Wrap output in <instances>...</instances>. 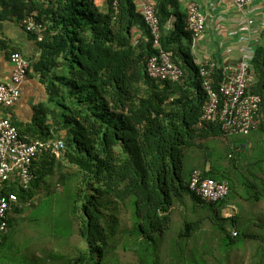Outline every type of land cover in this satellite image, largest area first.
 <instances>
[{
	"label": "trees",
	"instance_id": "obj_1",
	"mask_svg": "<svg viewBox=\"0 0 264 264\" xmlns=\"http://www.w3.org/2000/svg\"><path fill=\"white\" fill-rule=\"evenodd\" d=\"M107 2V11L102 12L95 0H0V21L11 17L23 23L33 17L41 27V55L31 69L46 86L49 105H41L34 123L43 128L51 121L47 128L49 132L56 128L57 133H34L42 141L65 143L60 158L48 154L34 163L37 181L33 186L39 188L46 176H53L55 169L60 171L63 201L85 249L72 260L53 256V264H120V236L127 233L122 219L128 213L132 219L128 234L137 247L133 251L139 264H157L162 242L157 244L156 234L168 229L172 210L185 197L209 210L213 225L226 232L227 240L233 237L229 243L236 242L241 233L231 236L225 224L231 222L237 228V218L221 214L226 200L207 203L189 189L196 169L204 177L231 184L228 168L219 167L215 158L209 169L196 165L186 171L184 166L186 154L191 155L193 149H208L203 140L228 139L230 135L218 124L196 128L208 96L201 66L192 54L193 35L185 30L182 16L174 12L178 1L148 3L155 5L160 20L162 49L172 53L173 62L183 71L179 82H158L149 77L147 64L159 50L136 0H117V7L113 0ZM177 15L180 20L172 29L171 21ZM255 51L252 68L257 82L252 92L262 98L256 130L264 133V32ZM222 74L221 68L216 71V84ZM5 190L16 193L19 199L7 218V234L15 218L11 213H21L35 193L12 181ZM203 223V219L186 222L174 239L177 262L182 250L179 241L201 231ZM73 231L56 232L68 239ZM243 237L259 239L247 234ZM33 259L36 264H46Z\"/></svg>",
	"mask_w": 264,
	"mask_h": 264
},
{
	"label": "rangeland",
	"instance_id": "obj_2",
	"mask_svg": "<svg viewBox=\"0 0 264 264\" xmlns=\"http://www.w3.org/2000/svg\"><path fill=\"white\" fill-rule=\"evenodd\" d=\"M202 143L208 149H193V159L186 154L185 170H193L196 165L209 169L214 158L219 161V167L223 165L228 168L232 189L227 204L236 206L241 212L237 216V228L228 222L225 229L231 236L236 230L241 235L236 242L229 243L233 237L227 240L226 232L213 225L208 219L210 211L202 209L190 197H185L172 210L168 229L163 234H156L157 244L162 242L156 257L157 264H263L264 133L256 130L249 136L235 135L228 139L216 137L203 140ZM236 146H246V149L237 151ZM229 156L234 159L231 160ZM59 172L55 169L54 175L46 176L39 188L32 187V192L35 193L32 205L28 201L21 213H11L15 218L11 221V229L0 243V264H36L33 261L36 257L46 264H53V256L62 255L73 259L78 255L79 249H85L84 241L78 235L76 224L73 227L71 213L67 211V204L63 201L65 193L59 183ZM225 212L227 211L223 210L221 213L224 218ZM201 219L204 220L202 230L190 239L179 241L182 250L181 259L177 262L173 251L174 239L186 222ZM131 227V214H124L122 229H126L127 233L120 236V249L117 251L120 264L140 263L139 256L133 251L137 247L128 234ZM69 228L71 231L74 228L70 238L57 236L56 231L64 234ZM244 234L255 235L259 239H244Z\"/></svg>",
	"mask_w": 264,
	"mask_h": 264
},
{
	"label": "built area",
	"instance_id": "obj_3",
	"mask_svg": "<svg viewBox=\"0 0 264 264\" xmlns=\"http://www.w3.org/2000/svg\"><path fill=\"white\" fill-rule=\"evenodd\" d=\"M113 1L117 7V0ZM255 3L264 4V0H234L236 9L245 15L240 30L247 31V34L239 38L240 61L235 66L223 68L222 80L216 84L215 74L220 69L216 61L206 60L198 63L201 66L203 88L208 96L201 120L196 125L199 130L206 125L218 124L225 134L247 136L260 125L262 98L252 92L257 82L252 61L259 45L256 38L263 33L264 23L260 29L254 27L251 17ZM140 12L151 31L154 45L159 50L147 64L149 77L158 82H179L183 77V71L173 62L172 53L164 51L161 47L160 20L155 5L144 4ZM23 26L33 33L41 30L33 17H28ZM206 28V15L200 5L189 3L186 7L185 30L193 35V49ZM10 63L11 78L8 83L0 84V240L8 231L7 218L13 206L18 203V196L15 193L6 192V184L12 181L21 188L28 189L36 179L34 162L46 153L60 158L65 149L63 141L27 142L11 119L4 115L5 111L12 109L20 101L22 86L30 72V62L19 52L11 54ZM190 189L207 203L223 201L230 192L227 183L204 178L200 171L193 173Z\"/></svg>",
	"mask_w": 264,
	"mask_h": 264
},
{
	"label": "crops",
	"instance_id": "obj_4",
	"mask_svg": "<svg viewBox=\"0 0 264 264\" xmlns=\"http://www.w3.org/2000/svg\"><path fill=\"white\" fill-rule=\"evenodd\" d=\"M177 1L178 9L174 10V12L179 13L184 22L186 18V7L191 2L199 4L206 15L207 28L192 51L195 62L198 64L206 60H213L218 63L219 68L222 70L226 67L235 66L241 59V44L239 38L240 36L246 35L247 31L242 32L240 30V24L245 18V15L236 9L234 0ZM95 2L102 12L107 11V0H95ZM148 2L149 0H136L138 10ZM253 9L254 12L252 13L251 20L254 22V27L260 29V26L264 23V4L255 3ZM2 12L3 8L0 4V13L2 14ZM179 20L178 15L176 17L174 16L170 28L174 29ZM261 35L256 38L258 43L260 42ZM40 42L39 35L26 31L22 23L17 19L8 17L0 21V84L8 83L11 78V53H22L32 64L41 55ZM48 98L46 86L41 83L39 76L31 69L28 79L22 86L21 100L8 112V115L18 128L21 129L23 133L21 134L28 142L40 140L37 134H35L36 131L39 132L42 130L43 133L49 132L47 126L52 124L51 121H47L46 126L43 128H40L37 123H34L41 105H49ZM49 133L52 136L56 135V128H52ZM242 149H246V146H236L237 151ZM234 207L236 209L235 216L237 217L241 211L236 206Z\"/></svg>",
	"mask_w": 264,
	"mask_h": 264
},
{
	"label": "clouds",
	"instance_id": "obj_5",
	"mask_svg": "<svg viewBox=\"0 0 264 264\" xmlns=\"http://www.w3.org/2000/svg\"><path fill=\"white\" fill-rule=\"evenodd\" d=\"M22 25H23V23H22ZM25 28V27H24ZM26 29V28H25ZM27 31V30H26ZM29 32V31H28ZM31 33H33V32H31ZM40 33H41V30H40V32H38V33H35V34H38L39 35V40L41 41L42 40V36L40 35ZM12 53H14V52H12ZM11 53V54H12ZM20 53V52H19ZM22 54V53H21ZM23 55V54H22ZM11 56V55H10ZM24 56V55H23ZM25 57V56H24ZM28 60V59H27ZM30 72H31V63H30ZM30 72H29V74H30ZM22 97V96H21ZM21 100V99H20ZM19 103V102H18ZM14 108V107H13ZM12 108V109H13ZM12 109H10V110H12ZM10 110H8V111H5L4 112V115L6 116V117H8V118H10V116L8 115V112L10 111ZM11 119V118H10ZM11 121H12V119H11ZM14 125H15V123L14 122H12ZM17 128H18V126L17 125H15ZM19 132H20V130H19ZM21 133V132H20ZM22 135V134H21ZM23 136V135H22ZM26 140V139H25ZM27 141V140H26ZM37 141H42V140H37ZM28 142V141H27ZM34 142V141H33ZM43 142H47V141H43ZM49 142V141H48ZM65 144V143H64ZM48 154H50L51 156H55V155H53V154H51V153H46V154H43V155H41L35 162H38L39 161V159L42 157V156H44V155H48ZM56 157V156H55ZM57 158V157H56ZM229 158L230 159H233V157L232 156H229ZM34 162V163H35ZM33 170H34V164H33ZM195 171H200L201 173H202V171L201 170H194V172ZM34 173H35V170H34ZM35 175H36V179H35V181L30 185V187L28 188V189H24V188H22V189H24V190H26V191H29V190H31L32 189V187H33V185H34V183L37 181V174L35 173ZM202 175H203V173H202ZM203 177H204V175H203ZM204 178H209V177H204ZM210 179H212V178H210ZM214 180V179H213ZM216 181V180H215ZM11 182V181H10ZM216 182H218V181H216ZM14 183V182H13ZM218 183H227L228 185H229V188H230V192H229V194H228V196L226 197V199H224L223 201H225L226 200V205H225V208L223 209V210H225V211H227V212H225L224 213V216H225V218H227V219H231V218H237L236 216H235V214H236V209H235V207L234 206H228V204H227V199H228V197H229V195H230V193H231V184L230 183H228V182H218ZM15 185H18L17 183H14ZM19 188H21L20 186H19ZM189 189H190V185H189ZM190 191H191V189H190ZM192 192V191H191ZM13 193V192H12ZM193 193V192H192ZM16 194V193H15ZM193 194H195V193H193ZM196 195V194H195ZM197 196V195H196ZM199 197V196H198ZM200 198V197H199ZM34 198H32V200H33ZM201 199V198H200ZM32 200L31 201H29V205H32ZM202 200V199H201ZM223 201H220V202H217V203H211V204H218V203H221V202H223ZM204 202H206V201H204ZM19 205V199H18V203L16 204V205H14V206H18ZM14 206H13V208H14ZM13 208H12V210H13ZM264 228V227H263ZM236 232H237V230L234 232V235L236 234ZM6 234V233H5ZM5 234L4 235H2V237H1V240H0V243H1V241H2V239H3V237L5 236ZM248 235V234H247ZM252 236H255V235H252ZM80 250V249H79ZM78 250V251H79ZM78 255H76V257H77ZM72 260V259H71Z\"/></svg>",
	"mask_w": 264,
	"mask_h": 264
}]
</instances>
